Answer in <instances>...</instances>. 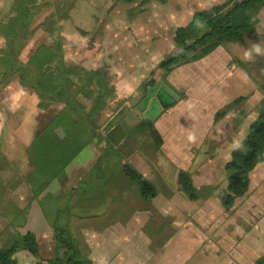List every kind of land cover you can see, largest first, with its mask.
Instances as JSON below:
<instances>
[{
  "label": "crops",
  "instance_id": "0c3cea01",
  "mask_svg": "<svg viewBox=\"0 0 264 264\" xmlns=\"http://www.w3.org/2000/svg\"><path fill=\"white\" fill-rule=\"evenodd\" d=\"M76 1L72 0L67 11L74 9ZM225 1H81L80 5L89 9L88 26H80L79 21L63 29L61 40L67 43L68 52L63 50L66 62L88 71L103 70L115 89L114 97L96 117L101 137L105 138L104 127L115 117L114 124L124 121L127 126L143 118L151 99L138 108L146 96L140 88L159 72L156 66L160 61L174 52L175 30L189 24L194 13ZM11 3L12 0H0V21ZM68 13L62 14L64 21L73 20ZM166 32H171L168 38ZM256 46L260 47V54L255 52ZM250 64L252 74L245 70ZM259 65L264 67V7L258 14L256 33L247 37L245 43L220 46L203 59L181 66L166 77L180 95L175 104L160 112L152 122H140L120 149L107 140L110 146L105 142L98 145L96 139L89 142L46 189L41 196L55 197L60 209H53L50 216L59 215L62 223L68 222L70 233L90 264H256L264 256V150L263 162L249 175L247 194L237 198L230 209L223 207L218 196L227 188V176L226 187L218 192L213 172L221 163L225 172L232 151L240 147L250 124L256 120L255 108L264 100L257 84L262 72ZM5 91L6 101L12 102L11 113L20 117V127L15 132L18 139L12 147L19 150L16 159L25 175L0 179V214L4 217L0 230H5L10 223L14 228L22 226L16 231L21 235L32 233L39 258L49 260L56 256L57 246L38 200L33 199L26 182L33 167L25 157V150L60 107H56L44 123H40L45 118L42 117L37 124V116L45 110H38L36 95L21 88L17 80ZM240 97L247 98L242 107L214 123L215 114ZM155 104L151 106L157 114ZM141 108L144 109L141 111ZM154 114L149 116L154 117ZM229 121H233L230 127ZM148 123L153 124L160 136V145L150 135ZM217 125L224 129L221 135L211 131ZM1 133L10 136L14 131ZM222 140L224 143L218 147L217 142ZM4 146L12 148L0 145V157ZM146 148L151 154L145 153ZM103 149L110 153L101 159L100 170L96 172L93 168ZM4 159V164L13 162ZM125 159H129V164L138 172L147 171L150 176L147 178L151 180H146L156 190L151 200H144L138 186L124 176ZM192 168H198L203 176L197 179ZM180 170L191 175L196 190L211 185L216 193L195 202L189 200L176 184ZM87 178L90 181L84 189L78 188ZM86 205L90 213L85 210ZM15 258L17 264L37 261L27 252H18Z\"/></svg>",
  "mask_w": 264,
  "mask_h": 264
},
{
  "label": "trees",
  "instance_id": "16d2710c",
  "mask_svg": "<svg viewBox=\"0 0 264 264\" xmlns=\"http://www.w3.org/2000/svg\"><path fill=\"white\" fill-rule=\"evenodd\" d=\"M42 0H12L9 11L0 21V37L4 46L0 49V89L7 88L17 80L23 89L31 90L38 99L41 110L60 107L49 121L38 131L30 147L28 160L33 167L26 182L37 199L48 224L53 231L57 246L56 256L45 260L39 258L38 246L32 233L24 235L16 231L0 230V264H17L15 255L27 252L37 261L35 264H90V260L79 249V243L72 236L66 223L59 215L50 216L53 209H59V203L50 195L41 196L46 189L59 178L66 167L94 139L99 145L106 139L98 132L96 117L114 97L115 89L109 84V78L103 70L88 71L76 65H69L64 60L62 40L57 25L62 16L55 12L51 18L52 28L43 24L45 33L54 37L55 47H49L45 56L37 63H23L15 44L28 40L32 31L28 20ZM264 7V0H226L222 4L193 14L186 26L178 27L173 36L174 52L165 57L156 66V71L163 72L166 78L175 69L197 62L227 44L245 43L246 38L254 36L258 25V14ZM61 14V15H60ZM41 48L32 59H36ZM38 52V53H37ZM252 64L245 70L251 73ZM258 83L259 91L264 95V67ZM34 79V80H33ZM150 78L140 88L143 95L147 87L153 85ZM256 81V80H255ZM246 97H240L225 105L214 116V123L220 121L229 112L240 108ZM256 120L250 124L246 138L240 147L234 149L230 160L225 164L227 188L220 193L225 209H230L237 198L245 196L249 190L250 173L263 162L264 150V100L255 108ZM153 140L161 144V138L152 123L147 124ZM113 152V151H111ZM110 152H103L94 171L100 170L101 159ZM116 154V153H115ZM90 173V178L93 172ZM124 176L139 188L144 200H151L156 195L155 187L129 164L122 166ZM89 178L80 182L87 185ZM178 190L188 199L198 198V190L192 184L191 175L180 170L177 174ZM74 193L76 190H73ZM60 210V209H59ZM14 227V226H13ZM264 256L256 264H263Z\"/></svg>",
  "mask_w": 264,
  "mask_h": 264
},
{
  "label": "rangeland",
  "instance_id": "374dc122",
  "mask_svg": "<svg viewBox=\"0 0 264 264\" xmlns=\"http://www.w3.org/2000/svg\"><path fill=\"white\" fill-rule=\"evenodd\" d=\"M81 1H84V0H81ZM81 1L77 0L74 3V6H75L74 9L67 11L69 4L72 2V0H42L40 5L34 11V13L30 16L29 19H27L29 28L32 31L31 37L28 40L21 41V42L17 43V45L15 44V46H14V52L18 53L19 59L23 63H26V64L30 63V62L31 63H37L40 59H42L45 56L46 52H49V51H47L49 49V47H51V46L55 47L56 46V42L54 41L55 40L54 39L55 34L53 35V37L50 36V34L48 35V33H45L43 30V27H40V25L43 24L45 26L46 24H48L47 28H49V29H50V27L52 28L51 18H48V17L51 16L52 14H55V12H57V11H63L64 13H62V14L69 12L68 13L69 16L73 19L71 21L70 20L64 21L65 18H63V17H61V19L59 18L57 25L59 26L58 32H59L60 38H61V32L63 31V29L66 30V29L70 28L71 26H75L78 24L79 21L82 22V24H80V26H82L84 28L87 27L88 25L86 24L87 23L86 19L89 16L88 15L89 9L83 8L82 5H80ZM85 1L92 3V0H85ZM166 33H167V38H168L170 36L171 32H166ZM165 42L168 44L167 39ZM66 45H67L66 41H62V46H64L63 47L64 52L65 51L68 52L65 49ZM3 46H4V40L0 37V49L3 48ZM37 48H41L42 50L39 53L37 52L39 55L36 56V59H32L31 57H33L32 55H34L36 53ZM33 52H35V53H33ZM160 53H162V52H160ZM68 64L74 65L70 62ZM164 77H165V75H163L161 72L156 73L155 77L151 79L154 81L153 85H151L147 88H153V86H155V84H157V83L160 84L161 80H165L167 82V78H164ZM5 89L4 88L2 89V87L0 89V131L13 130L14 134L12 133V135L9 136L8 133H7V135H4L3 133H1L0 134V145L5 144V145H8L9 147H12L14 145V141H16L18 139L15 136V132L20 127V122H19L20 117L16 116L15 113H11L13 106L11 107L12 102L10 100L6 101L7 92L5 91ZM24 90L31 92V90H28V89H24ZM142 94H143V91H142ZM38 110H40V109H38ZM55 110H56V107H55V109H51V108L45 109V111L40 110L43 113L39 114L37 116L38 117V118H36L37 124H38V120L41 121L42 117H45V118H43V120L40 123H42V122L44 123L45 119L48 118V116H51L52 112ZM30 118L32 120L34 117L31 116ZM116 119L117 118L115 117V119H112L104 127L106 132L116 122ZM31 123H32V121H31ZM227 124H229L228 127H230L231 124H233V121H229ZM221 130L222 131L224 130L222 128V126L217 125V126L213 127L211 131L215 135H221L220 134ZM223 143H224V140H222V142H217L218 147L220 146V144H223ZM31 146H32V144L25 150V157L27 159L29 158L28 153L30 151L29 149ZM213 148H216L215 145L213 146ZM103 151H104V149L102 150V153H103ZM121 152H123V151H121ZM18 153H19V150L17 148H14V147L7 148L6 146H4L3 156L0 157V179H4V178L13 179V178H16L19 176L23 177V175H25V173H23V168L19 162V159H16ZM145 153L151 154V152L148 148L145 149ZM123 154H125V156H126L125 152ZM4 157H6L8 159V161L12 160L13 162L11 163V162L6 161V163L4 164V162H5ZM16 160H17V162H14ZM124 163L129 164V159L128 160L125 159ZM96 165H95V167H96ZM196 169H198V168H192L194 175L196 174L195 175V176H197L196 178L199 179L200 177L203 176L204 173H202ZM98 171L99 170H96V172H98ZM166 171H168V170L166 169ZM213 172H214V178H216L214 185H215L217 191L220 192L219 190H222L226 187V176H227L226 172H224V170L222 169V163L220 165H218V167L215 166L213 168ZM140 174L143 176L144 179H148L149 181L151 180V178H147V177H150V176H148L147 171L143 170V173H140ZM26 179H27V177H26ZM196 181L199 182V180H196ZM215 187H213L211 185L204 186L201 190H198V198L197 199H195V200L189 199V200L195 202V201H198L200 198L205 199V198L211 197L216 193ZM78 188H80L81 190L84 189L83 185L78 186ZM78 191H79V189H78ZM218 196L220 197V194H218ZM0 197L2 198V196H0ZM0 203H1V200H0ZM86 209L89 213L91 212L88 209L87 205L85 206V210ZM2 218H4V217L1 216V214H0V222H2V220H3ZM14 221H19V219H15ZM2 224H4V223H2ZM2 224L0 225L1 228L3 227ZM66 225H68V222H66ZM13 226L14 225H12V223L6 224L5 229H7V230L9 229L11 231H16L17 228L21 229V227H22L20 225H17L14 228ZM44 250H45V248H44ZM44 255H46L48 257L47 253H44ZM41 259H47V258L41 256ZM21 260L23 262L26 261V260H23L22 258H21ZM26 264H28V263H26Z\"/></svg>",
  "mask_w": 264,
  "mask_h": 264
},
{
  "label": "water",
  "instance_id": "95a60500",
  "mask_svg": "<svg viewBox=\"0 0 264 264\" xmlns=\"http://www.w3.org/2000/svg\"><path fill=\"white\" fill-rule=\"evenodd\" d=\"M180 98V95L178 94V92L165 80H161V83H157L155 84V86H153V88H148L147 92H146V96L143 100V102L141 103V105L138 106V108L142 107V105H144L145 103H147V101L149 99L150 100V106L147 110V112H145L146 114H144L143 118L140 119L136 124H134L133 126H127L126 123L123 121L117 125H115L113 128L109 129L104 137L105 139L115 148L120 149V145L122 144V142L125 140V138L130 135L133 131V129L143 120L148 121V122H152L155 117L162 112L164 109L172 106L178 99ZM155 104L154 107L157 108V114L155 113L154 108L152 109V104ZM144 108H141L139 110H143ZM138 110V109H136ZM151 113L154 114L152 117L151 115L149 116V114ZM148 114V115H147Z\"/></svg>",
  "mask_w": 264,
  "mask_h": 264
},
{
  "label": "clouds",
  "instance_id": "9594fccd",
  "mask_svg": "<svg viewBox=\"0 0 264 264\" xmlns=\"http://www.w3.org/2000/svg\"><path fill=\"white\" fill-rule=\"evenodd\" d=\"M254 50H255V52H256L257 54H260V53H261V49H260V47H259V46H256ZM247 55H249V56H250L251 54H250V53H248ZM189 139H194V137H189Z\"/></svg>",
  "mask_w": 264,
  "mask_h": 264
},
{
  "label": "flooded vegetation",
  "instance_id": "af4514ba",
  "mask_svg": "<svg viewBox=\"0 0 264 264\" xmlns=\"http://www.w3.org/2000/svg\"><path fill=\"white\" fill-rule=\"evenodd\" d=\"M117 124H119V123H117ZM117 124H114L113 126H111L110 129L113 128V127H114L115 125H117Z\"/></svg>",
  "mask_w": 264,
  "mask_h": 264
}]
</instances>
